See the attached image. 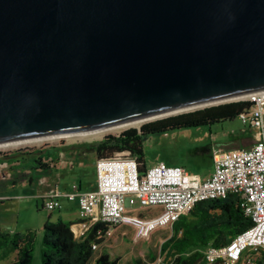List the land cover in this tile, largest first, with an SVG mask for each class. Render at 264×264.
<instances>
[{
    "label": "water",
    "instance_id": "water-1",
    "mask_svg": "<svg viewBox=\"0 0 264 264\" xmlns=\"http://www.w3.org/2000/svg\"><path fill=\"white\" fill-rule=\"evenodd\" d=\"M260 90L264 0H0V144Z\"/></svg>",
    "mask_w": 264,
    "mask_h": 264
},
{
    "label": "built area",
    "instance_id": "built-area-1",
    "mask_svg": "<svg viewBox=\"0 0 264 264\" xmlns=\"http://www.w3.org/2000/svg\"><path fill=\"white\" fill-rule=\"evenodd\" d=\"M238 100L252 102L239 119L254 130L255 142L249 147L217 150L214 169L208 177L201 178L182 165H170L164 160L140 172L137 156L125 150L97 159L95 188L83 190L74 183L70 189H63L56 183L44 196V206L53 211L62 207L63 199L77 200L81 222L79 227L72 226L74 233L81 237L95 222L105 221L109 224L106 236H110L116 225L126 221L128 205H161L159 220L175 222L201 200L237 193L252 224L226 245H207L204 260L209 264H239L250 249L264 264V90ZM253 262L251 257L246 260L247 264Z\"/></svg>",
    "mask_w": 264,
    "mask_h": 264
},
{
    "label": "trees",
    "instance_id": "trees-1",
    "mask_svg": "<svg viewBox=\"0 0 264 264\" xmlns=\"http://www.w3.org/2000/svg\"><path fill=\"white\" fill-rule=\"evenodd\" d=\"M251 107L252 102L249 100H235L159 118L144 123L141 128H128L118 135H107L97 145V159L128 150L137 156L139 170L144 172L149 164L145 152V137L148 135L233 120ZM53 154L49 152L47 156L57 159ZM72 224L62 218L48 219L45 222L41 248L42 264L90 263L95 254L94 244L98 246L104 240L109 224L97 221L79 238L76 237ZM174 224V235L180 230L182 235L176 239L177 255L171 264H203V249L207 245L228 244L234 236L252 224V218L241 205L240 195L229 193L224 198L201 200ZM36 243L35 230L0 231V261L14 254V259L9 264H33ZM261 262L262 259L258 257L253 264ZM96 264H118V258L111 259L109 254H102Z\"/></svg>",
    "mask_w": 264,
    "mask_h": 264
},
{
    "label": "crops",
    "instance_id": "crops-1",
    "mask_svg": "<svg viewBox=\"0 0 264 264\" xmlns=\"http://www.w3.org/2000/svg\"><path fill=\"white\" fill-rule=\"evenodd\" d=\"M239 126L251 129L250 127L244 126L241 121ZM239 126L233 128L232 132H235ZM241 147L247 146L242 144L240 137L237 135L236 140L230 143L227 148L221 149L228 150ZM49 152L54 153L53 155H56L57 159H53L52 156L48 157L47 154ZM40 157L43 158L37 161ZM87 160L88 158H79L76 155L69 154L67 149L56 150L54 148H41L26 155L15 156V158L0 157V202L4 204L3 202L5 199L12 197L13 195L9 194L10 188H14L22 182H27L29 184L31 200L35 202L37 209H47L44 206V196L56 183H59L63 189H70L74 183H78L83 190L93 189L96 187L97 183V159L94 161L95 168L92 172L94 175L93 181L87 180V182H85V176L83 174L84 169H82V167L89 162ZM149 165L150 164H148V166ZM170 165H182L186 167L180 163ZM212 172L213 170L204 175L200 173L193 174L205 178ZM70 174L76 175L74 178H70ZM54 211L55 210H50L49 213H41L36 223L28 222L24 224L23 227H25L26 230H35L37 232V241L39 234L43 237L44 224L48 219L57 220L62 218L72 222V226L79 227L81 221L79 218V204L77 200L70 201L68 199H63L62 207L56 209V211H58L56 215L53 213ZM126 212V221L116 225L112 235L105 236L104 240L95 249V254L89 264H96V260L102 254H109L111 259L118 257V264H171L174 257L177 255L175 242L177 238L181 237L182 230L174 235L175 222H163L161 219L159 220L163 213L162 206L153 205L142 207L139 204L133 206L128 205ZM20 217V212H18L15 217L10 218V216L7 217L5 215L0 217V231H23L20 228L22 227L21 225H23ZM141 227L143 230L144 228L157 229L152 232L150 238H144V240H142L139 234V229ZM75 235L79 238L76 233ZM157 252L163 258H167L166 261L157 263L155 260L157 258ZM143 256L153 258L155 263H141L139 259ZM250 257L255 262L259 256L253 250L248 249L245 251L244 259L241 263L243 264L246 258ZM13 259L14 254L0 261V264H9ZM202 263L209 264L204 259Z\"/></svg>",
    "mask_w": 264,
    "mask_h": 264
},
{
    "label": "rangeland",
    "instance_id": "rangeland-1",
    "mask_svg": "<svg viewBox=\"0 0 264 264\" xmlns=\"http://www.w3.org/2000/svg\"><path fill=\"white\" fill-rule=\"evenodd\" d=\"M153 120H146L138 125L120 127L98 135L90 134L85 136H64L53 139H43L36 142L31 141L17 145H9L0 148V153L7 155L8 153H14L17 151L32 152L41 148L66 150L71 144L78 143L87 145L90 143H97L104 139L107 135H118L128 128H139L144 123ZM239 125L240 120L235 118L233 120H227L212 125L192 126L171 130L164 133L148 135L145 137V152L148 163L151 165L158 160H164L169 162V164H183L192 173H200L202 175L207 174L213 170L214 153L221 148H227L230 143L236 140L237 135L240 137L244 146L248 147L254 144V130L243 128ZM237 126H239L238 129L235 130V132H232V129ZM89 152L92 151L89 150ZM88 155L87 161L89 162L84 164L82 167V169H84L83 174L85 176V182H87V180L93 181L94 175L92 172L95 168L94 161L97 159V157H95L92 153H89ZM75 175L70 174L69 177L74 178ZM9 192V194H12L13 196L9 199H5L3 202L4 204H1L2 202H0V217L5 215L7 217L10 216L11 218L15 217L17 213L20 212V219L21 223L23 224L20 228L23 231H27L25 227H23L24 224L28 222L36 223L37 218L41 213L43 214L50 212L48 209H37L35 202L31 200V190L27 182L19 183L14 188L11 187ZM57 212L58 211L55 210L53 213L56 215ZM156 229L157 228H144L143 230L141 227L139 229L141 239L144 240V238H150L152 232ZM41 246L42 235L39 234L38 241L35 246V257L33 264H42ZM166 259L160 256L157 252V258L155 259L157 263L164 262ZM247 259L248 258H246V260ZM139 260L141 263H155V260L149 256H143ZM243 264H247L246 261Z\"/></svg>",
    "mask_w": 264,
    "mask_h": 264
},
{
    "label": "bare ground",
    "instance_id": "bare-ground-1",
    "mask_svg": "<svg viewBox=\"0 0 264 264\" xmlns=\"http://www.w3.org/2000/svg\"><path fill=\"white\" fill-rule=\"evenodd\" d=\"M143 121H146V120H136V121H131V122L124 123V124L113 125V126H109L106 128H101V129H96V130L86 131V132H79V133H74V134H63V135H56V136H49V137H39V138H32V139H27V140L3 143V144H0V148L6 147L9 145H17V144L27 143V142H31V141L36 142V141L43 140V139H50V138L53 139V138H58V137L71 136V135H82V136L90 135V134L98 135V134H103L106 131H112V130L120 128V127L138 125V124H141V122H143Z\"/></svg>",
    "mask_w": 264,
    "mask_h": 264
},
{
    "label": "flooded vegetation",
    "instance_id": "flooded-vegetation-1",
    "mask_svg": "<svg viewBox=\"0 0 264 264\" xmlns=\"http://www.w3.org/2000/svg\"><path fill=\"white\" fill-rule=\"evenodd\" d=\"M100 142V141H99ZM90 143V144H78V143H74V144H71L69 145L67 148V152L69 154H72V155H76L77 157L79 158H87L89 155V153H92L94 154L95 157H97V145L98 143ZM89 150H91L92 152H89ZM33 152V151H32ZM31 151L30 152H20V151H17V152H14V153H8L7 155L6 154H2L0 155V157H9V158H15V156H18V155H26V154H29V153H32Z\"/></svg>",
    "mask_w": 264,
    "mask_h": 264
}]
</instances>
